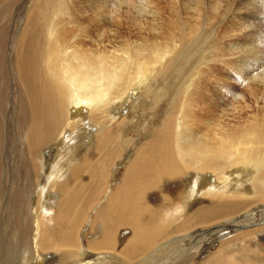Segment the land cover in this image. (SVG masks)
I'll list each match as a JSON object with an SVG mask.
<instances>
[{
  "label": "bare ground",
  "instance_id": "obj_1",
  "mask_svg": "<svg viewBox=\"0 0 264 264\" xmlns=\"http://www.w3.org/2000/svg\"><path fill=\"white\" fill-rule=\"evenodd\" d=\"M62 1L0 0V59L5 19L25 13L7 54L21 109L18 137L0 130V264H264V12L258 42L240 25L264 0H171L177 48L137 54L164 60L154 74H112L128 56L90 64L73 40L75 17L100 28L121 11L156 35L148 2ZM227 37L243 68L209 44ZM157 97L159 121L125 138L127 112Z\"/></svg>",
  "mask_w": 264,
  "mask_h": 264
},
{
  "label": "rangeland",
  "instance_id": "obj_2",
  "mask_svg": "<svg viewBox=\"0 0 264 264\" xmlns=\"http://www.w3.org/2000/svg\"><path fill=\"white\" fill-rule=\"evenodd\" d=\"M32 1L33 0H27V6L30 2L32 3ZM145 1L148 2V9H147L148 13L146 17L151 18L152 16L154 18L156 14L155 21H152V23L158 27L156 35H153L155 31L150 30L148 27L149 25L142 26V28L139 29V27L133 24L134 22L133 15H131L130 13H122L124 11H121L120 16L117 17L116 22L117 21L118 22L116 25L105 22L103 23V25H101V27L99 26L100 28H96L93 25L94 23L92 20H91L92 22L88 21L86 18L80 15L79 17L74 18V23H73L74 31L73 32H76V35H78L75 39L73 38V40L75 41L74 44L77 45L79 52L80 51L84 52L87 55L86 61L88 60L90 64H92L93 62L94 63L98 62V60L102 61L103 60L102 58L97 57V55H100V53L102 54L100 56H102L103 58L109 57L108 60H110V57L113 54H117L121 56H128L129 60L127 61V63H124V65L127 64L126 67H123V64L120 65L118 63L109 64L110 68L112 69V74H154L156 70L155 68L163 65L164 60L156 62L155 57H153L154 60L147 56H139L140 57L139 58L137 54H139V52H146L147 50H150L149 52H151L158 48L163 49L165 47H173L174 48L173 50L177 48V43L175 41L171 42L170 39L167 38L168 30H166L165 29L166 27L164 26L165 23L173 19L171 15L172 13L171 10L173 9L171 7V0H145ZM84 3L85 2H83L82 0H64L61 2L62 4L61 6H62V9H63V6L66 8L68 7L70 14H73L72 12L74 11L82 12L84 9L83 8ZM17 6L18 5H16V7L14 8L13 14H11L10 17H7L4 21L5 22V34L7 33V35L5 39V45H4L6 47L3 48L5 50V51L3 50L4 52L3 57L5 55L6 60L5 58H3V60L0 59L2 62H4L2 63L0 61L1 63L0 68L3 70L4 74H6V80L4 79L0 81V88H3L4 93H6V99L4 100V107L6 108L4 110L5 113H3L2 124H1L0 130L1 131L5 130L4 134L9 135L11 140H13L15 137H18L17 128L15 127L17 124V117L20 115V109H21L19 106L18 100H17V96H18L17 95V84H16L17 79L15 78V72L12 70L13 64L11 61H9L10 58L8 57V55L12 54V53H9L11 52L9 51V47L11 48L12 46L13 48V45H14L13 40L15 39L16 33L18 32V29L21 27L24 17H25V13L21 12L22 4L20 5L21 11L20 9L19 10L17 9L18 8ZM262 12H264V8H262L261 10H254L252 9V7H250V9L245 10L242 14L244 17L248 18V22L240 24L242 26H246V29H244L242 33L245 35H248L249 37L256 39L257 42L259 39H262V34H261L262 23H263L261 20ZM258 13L260 14V16ZM107 16H109V14H107ZM187 21L191 22V19L187 18ZM230 31L233 33L236 30L230 29ZM241 43L242 41L240 39L236 40V39H232L231 37H227V38L222 39L219 44H218L217 38H211V41L209 44L214 45V48H217V50H220L222 48L223 50H226V51L229 50L228 55H227V60L234 69H238V68L244 67L243 65L245 64V59L238 55H234L236 56L234 57L232 55L233 53L230 51L228 47L232 45L240 46ZM227 44H228V47L226 46ZM261 44H263V42H261ZM250 46H253V45H250ZM5 48H7V50ZM260 50H262V48H260ZM134 54H135V57H134ZM152 54H155V53H152ZM214 63L215 62H213L212 63L213 65L211 66H214V68H216L217 64L215 65ZM146 64L148 65L144 68V65ZM149 68L151 69L148 70ZM138 70H140L141 72H139ZM158 98L159 97H157L156 101L151 102L152 103L151 105L144 103L146 104L145 107H140L138 108V110L137 109L134 110L136 113L138 112V114H135V112H130V113L127 112V115L129 117L126 116V118L128 119L127 123L125 124L126 126L123 124L124 126H121L119 128L122 130L120 131L125 135V138L130 135L131 129L132 131H134L136 126H141V125L145 126L148 120H151L152 123H157L159 121L160 116H158L157 114H160L161 110L163 108L164 109L166 108V101H163L162 103H160L158 102ZM145 100L148 101L149 99L147 98ZM157 104H160V105H157ZM153 105L154 106L156 105V106L154 107ZM8 116H10V118ZM143 121H145L144 125H143ZM133 127L135 128L133 129ZM6 131H8L9 134H7ZM9 151L18 152L15 141L12 145L9 144ZM118 173H116L117 178H119ZM226 232L227 230L223 231V233H226ZM87 238L89 237L87 236ZM84 240L85 239L83 240L81 239L82 244L85 243Z\"/></svg>",
  "mask_w": 264,
  "mask_h": 264
}]
</instances>
